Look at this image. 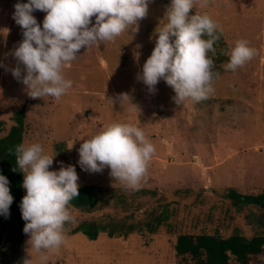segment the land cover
Instances as JSON below:
<instances>
[{
    "label": "rangeland",
    "instance_id": "1",
    "mask_svg": "<svg viewBox=\"0 0 264 264\" xmlns=\"http://www.w3.org/2000/svg\"><path fill=\"white\" fill-rule=\"evenodd\" d=\"M16 3L0 0V137L23 108V143H40L45 154L54 155V170L60 162L74 165L79 185H95L99 201L90 212L68 205L74 222L66 223L62 244L39 252L30 247L25 233L21 246L16 245L13 221L0 246V263L194 264L190 256L175 251L180 234H264V209L247 206L237 211L224 196L229 188L243 194L264 191V0H196L192 12H206L219 24L226 51L244 39L256 55L233 71L223 67L227 55L218 63L217 53L210 51L213 93L206 100L194 103L189 98L179 105L163 79L152 92L137 78L155 45L154 30L166 22L170 0H150L138 30L81 48L63 68L73 83L60 99L33 98L12 75L17 66L25 74L12 55L23 39L12 17ZM32 14L42 26L45 13ZM122 93L129 101L120 102ZM112 122L136 124L155 146L139 188L126 187L107 167L88 172L77 163L80 139ZM83 221L118 224L124 231L132 225L133 231L113 237L101 231L90 240L81 232L72 233ZM263 263L264 252L252 257L251 264ZM230 264L238 263L231 258Z\"/></svg>",
    "mask_w": 264,
    "mask_h": 264
},
{
    "label": "clouds",
    "instance_id": "2",
    "mask_svg": "<svg viewBox=\"0 0 264 264\" xmlns=\"http://www.w3.org/2000/svg\"><path fill=\"white\" fill-rule=\"evenodd\" d=\"M149 2L17 0L12 17L23 30V39L12 55L24 66L25 74L17 66L11 69L13 77L33 98L60 99L73 83L64 76V66L77 58L81 48L112 41L126 30H138V21L147 15ZM195 4L196 0H170L166 22L154 30L155 45L137 77L152 92L163 79L173 89L177 105L189 98L194 103L206 100L214 91V60L208 53H215L214 44L222 29L208 13H193ZM36 10L45 13L42 26L32 14ZM224 54L229 59L223 67L235 71L256 55V49L239 39ZM124 99L129 101L126 93L120 95V102ZM80 140L77 163L82 170L101 172L107 167L114 179L132 189L140 187L156 151L143 129L133 123L112 122ZM15 154L26 189L19 208L28 244L37 252L59 247L66 223L74 222L68 205L80 195L76 168L60 162L58 169H52L54 155L45 154L40 143H21ZM9 183L0 173V216L4 217L9 215L14 199Z\"/></svg>",
    "mask_w": 264,
    "mask_h": 264
},
{
    "label": "trees",
    "instance_id": "3",
    "mask_svg": "<svg viewBox=\"0 0 264 264\" xmlns=\"http://www.w3.org/2000/svg\"><path fill=\"white\" fill-rule=\"evenodd\" d=\"M219 35V41L214 44L218 63L227 58L224 54L227 50V45L222 34L219 33ZM13 119L15 124L9 128L4 136L0 137V173L7 176L10 182V193L14 198L10 205L9 215L7 217L0 216L1 247L3 246L2 241L5 233L13 221L16 222L13 228L16 231L15 243L17 246H21L24 234V220L21 218L19 208L21 198L24 195L22 186L23 174L17 169L15 154L16 146L23 143L24 109L16 111ZM3 126L4 123L0 120V132ZM79 193L80 195L74 198L69 205L85 212L92 211L99 201L96 186L92 184L80 186ZM224 196L230 200L237 211H241L247 206H256L264 209V191L257 194H243L234 188H229L224 192ZM156 219L158 224L162 223V218ZM149 228L155 230L157 226ZM101 231L106 232L109 237H113L116 234L126 236L130 231H133V226L129 225L128 231H124L123 226L118 224L108 225L95 221H83L72 230V233L81 232L90 240H95ZM175 251L178 255L190 256L194 264H230L231 258L238 264H251L253 256L264 252V234L258 233L250 238L240 233H233L225 238L216 234H199L196 236L180 234L175 243ZM1 254L4 257L3 253ZM0 264H7V262L2 260Z\"/></svg>",
    "mask_w": 264,
    "mask_h": 264
}]
</instances>
